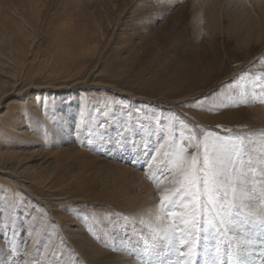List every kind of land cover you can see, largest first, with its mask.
<instances>
[{
	"label": "rangeland",
	"instance_id": "rangeland-1",
	"mask_svg": "<svg viewBox=\"0 0 264 264\" xmlns=\"http://www.w3.org/2000/svg\"><path fill=\"white\" fill-rule=\"evenodd\" d=\"M60 37L66 58L83 40L87 55L56 63ZM257 81L264 0H0V264H234L245 251L261 264L259 172L246 173L252 199L229 193L258 226L251 240L208 202L211 234L199 255L200 198L171 217L160 199L187 184L175 164L160 175L170 146L182 159L205 147L209 131L264 135ZM109 106L134 147L84 143L82 113ZM157 215L191 240L182 258L161 251Z\"/></svg>",
	"mask_w": 264,
	"mask_h": 264
},
{
	"label": "snow or ice",
	"instance_id": "snow-or-ice-1",
	"mask_svg": "<svg viewBox=\"0 0 264 264\" xmlns=\"http://www.w3.org/2000/svg\"><path fill=\"white\" fill-rule=\"evenodd\" d=\"M262 94H264V83L257 81L252 89V95L258 97ZM227 99L231 100L236 106L249 102L247 98L237 100L235 97L230 96ZM213 106L223 108L227 105L215 103ZM82 119L85 144L91 145L99 141L104 145L111 144L116 148H123L126 144L132 147L135 146L134 140L127 135V125L117 127L120 118H117L116 114L110 111V106L105 109L82 113ZM113 128L115 129L114 134L110 131ZM252 135L255 134L222 136L209 131V139L205 147L200 148L192 157L185 155L182 159L177 146H170L167 159H165L160 169V175L166 177V174L171 171V165L175 164L177 176L186 178L187 184L171 198L161 195L160 199L167 215L171 217L183 208L185 203L190 202L194 196L200 198V219L197 222L200 245L198 255L204 251V241L211 234L206 230L208 202H212L215 208L223 214V217H227L229 221L241 226L243 231L249 234L246 238L250 239L251 235L257 230L256 225L251 220L242 217L236 199H229V193H232L233 197L239 195L252 199L256 195V190L248 188L250 180L246 173L259 172L260 175L264 176V147L261 148L260 154L254 155L245 143L247 142L252 146V149H255L258 144L264 145V137L256 141L250 139ZM259 198L264 200V189L260 190ZM159 207L158 205V210ZM165 219L164 216L157 215L155 217L156 226L153 231L161 242L159 247L162 252H174L182 258L187 248L191 247V240L180 234L176 226L165 227ZM183 221L184 217L178 216L174 220V225L178 226ZM221 222L225 223V220L222 219ZM257 223L260 229H264V212L259 214ZM239 234L237 233V235ZM187 235H191V230H188ZM257 239L262 242L259 251L264 254V232H261ZM160 254L161 252H157V256ZM257 259H261V257L257 256ZM147 264H164V262L150 260L147 261ZM174 264H184V260L177 259ZM238 264H245V262L241 261ZM247 264H254V262H247ZM261 264H264V260H261Z\"/></svg>",
	"mask_w": 264,
	"mask_h": 264
},
{
	"label": "bare ground",
	"instance_id": "bare-ground-1",
	"mask_svg": "<svg viewBox=\"0 0 264 264\" xmlns=\"http://www.w3.org/2000/svg\"><path fill=\"white\" fill-rule=\"evenodd\" d=\"M208 1V0H207ZM26 12V11H25ZM26 14H27V12H26ZM37 14V13H36ZM35 14V15H36ZM7 18V17H6ZM35 18V17H34ZM30 19V18H29ZM4 20V19H3ZM7 20V19H6ZM9 22V21H8ZM13 22H14V20H13ZM37 23V22H36ZM5 24V23H4ZM29 24L30 25H35V22H34V20H31L30 19V22H29ZM257 23H255V25H256ZM37 25V24H36ZM35 25V26H36ZM17 26H19V24L17 25ZM16 25H15V27H17ZM32 26V27H33ZM17 29V28H16ZM20 30V29H19ZM17 32V31H16ZM19 33H20V31H19ZM21 34V33H20ZM59 36H61V35H59ZM58 36V37H59ZM63 36V35H62ZM22 37V36H21ZM21 37H19V38H21ZM57 38V37H56ZM64 41H65V39L64 38H62V37H60V38H58L55 42H54V45H55V54H54V56H53V58H54V60H55V62L56 63H60L61 61H63V62H65V63H67L68 65H70L71 64V62L73 61L74 62V60L75 61H79V60H77V58L78 57H85L87 54H86V44H85V40H83L82 42H80L79 44H78V46H77V50L75 51V52H73L72 54H69V58H66V56H63L61 53H60V47H62L63 45H64ZM52 43V42H51ZM52 46H53V44H52ZM71 61V62H70ZM87 61V60H86ZM63 81H66V80H63ZM34 86V85H33ZM35 87V86H34ZM62 88H68V86H58V89H62ZM28 89V88H27ZM21 92H24V91H21ZM63 96H65V97H70V94L67 92V93H65ZM67 97V98H68ZM66 98V99H67ZM65 99V100H66ZM66 103H68V101H66ZM42 117V116H41ZM264 118V117H263ZM259 124V123H258ZM34 127V126H33ZM36 131H37V129H35ZM19 134H21V133H19ZM252 134H255V135H252V137H251V139L252 140H256V141H259L262 137H264V135L262 134V132L261 131H259V132H257V133H255V132H253ZM249 147H252L250 144H249ZM262 147H264V145H261V144H258L257 146H256V148L255 149H252V151H253V153H254V155H256V154H260V151H261V148ZM264 177V176H263ZM259 216V215H258ZM219 224V223H218ZM258 227V226H257ZM242 228V227H241ZM234 230V229H233ZM232 230V231H233ZM237 230V229H236ZM234 232V231H233ZM264 232V231H263ZM232 233V232H231ZM235 237L237 236L238 238H239V240L238 241H240L241 239H243V237H244V234L243 233H240L239 235H237V233H234L233 234ZM259 236V235H258ZM257 236V237H258ZM256 237V236H255ZM256 237V238H257ZM227 238V237H226ZM241 238V239H240ZM251 238H252V236H251ZM233 240H235V241H237L236 239H233ZM251 240V239H250ZM258 240V239H257ZM246 241V240H245ZM244 242V241H243ZM247 242H249V241H247ZM252 242V241H251ZM259 242H260V246H258V248L259 247H261L262 246V242H261V240H259ZM231 243V242H230ZM234 244H235V242H233ZM232 243V244H233ZM242 243V241L240 242V244ZM233 244V245H234ZM254 244V243H253ZM252 245V244H251ZM245 246H247L246 244H245ZM198 247V246H197ZM235 248V247H234ZM248 248V247H247ZM238 249V248H237ZM243 249V248H242ZM241 249V250H242ZM235 250V249H234ZM251 251V250H250ZM249 251V252H250ZM253 251V250H252ZM236 252V251H235ZM243 252V251H242ZM255 252V251H254ZM226 254V253H225ZM250 253H248V252H243V253H238V255H237V257H236V259H235V261H236V263L234 262V264H238V262H241V261H243V262H245V264H247V262H254V264H258L257 262H258V259H257V255L256 254H258L259 255V252L257 253V252H255V254H254V256H251V254L249 255ZM261 254V253H260ZM230 257H232V256H230ZM233 257H234V255H233ZM264 259V258H263ZM233 260V259H232ZM226 263V262H225ZM231 263V262H230ZM229 262H228V264H230ZM219 264H223L222 262L221 263H219Z\"/></svg>",
	"mask_w": 264,
	"mask_h": 264
}]
</instances>
